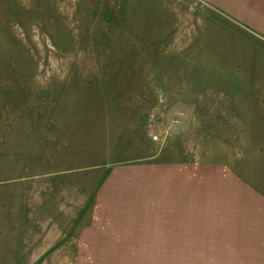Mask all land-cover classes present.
<instances>
[{
	"label": "rangeland",
	"instance_id": "obj_1",
	"mask_svg": "<svg viewBox=\"0 0 264 264\" xmlns=\"http://www.w3.org/2000/svg\"><path fill=\"white\" fill-rule=\"evenodd\" d=\"M123 188L236 205L227 254L106 259ZM0 264H264V0H0Z\"/></svg>",
	"mask_w": 264,
	"mask_h": 264
},
{
	"label": "crops",
	"instance_id": "obj_2",
	"mask_svg": "<svg viewBox=\"0 0 264 264\" xmlns=\"http://www.w3.org/2000/svg\"><path fill=\"white\" fill-rule=\"evenodd\" d=\"M102 191L110 199H101L96 204L104 209L98 215L106 223L92 222L82 238H87L92 250L99 246L98 251L112 255L106 259L192 260L195 255H203L201 259L211 260L227 254L223 238L231 234L228 222L233 221L228 214L232 216L240 208L228 205L225 199L212 200V196H217L210 190L123 188ZM151 246H156L155 252H144Z\"/></svg>",
	"mask_w": 264,
	"mask_h": 264
}]
</instances>
